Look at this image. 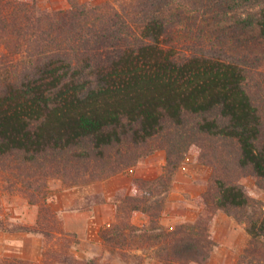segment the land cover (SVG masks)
<instances>
[{
    "label": "trees",
    "instance_id": "obj_1",
    "mask_svg": "<svg viewBox=\"0 0 264 264\" xmlns=\"http://www.w3.org/2000/svg\"><path fill=\"white\" fill-rule=\"evenodd\" d=\"M0 0V180L39 206L33 225L0 218L7 232L40 233V262L79 259V242L47 203L50 178L67 186L102 181L159 149L161 176L117 192V219L100 235L109 259L143 264H207L217 211L244 225L249 240L236 264H264V0ZM213 167L203 210L173 228L160 218L187 152ZM137 213L148 223H133Z\"/></svg>",
    "mask_w": 264,
    "mask_h": 264
},
{
    "label": "crops",
    "instance_id": "obj_2",
    "mask_svg": "<svg viewBox=\"0 0 264 264\" xmlns=\"http://www.w3.org/2000/svg\"><path fill=\"white\" fill-rule=\"evenodd\" d=\"M161 162L164 164V159ZM151 172L149 169H129L128 173L116 174L102 181L73 187H64L59 179L49 180L50 195L48 203L62 221L63 228L77 234L79 242L72 247V252L77 258L102 257L103 260L108 259L110 264H133L127 263L119 257L109 259V252L103 245L100 230L103 226L111 225L117 219V203L115 200L117 192L125 190L129 194L132 191L130 177L126 176L150 177L154 175ZM155 172L160 173L159 169H156ZM191 178L192 180L195 179V177ZM188 185V181H180L178 177L174 180L161 213L160 222L162 225L173 228L178 223L192 221L202 210V204L199 202L193 205L190 198H197L204 190V185L202 182L199 183V188L195 187L196 190H190ZM0 211H2L0 217L6 218L10 222L28 225L35 224L39 216V206L37 204H31L17 195L5 196L0 201ZM221 220L226 224H230L228 233L231 236L235 221L225 213L221 211L215 213L211 226L214 229L215 224L221 222ZM133 223L142 226L148 223V219L144 214L137 213L133 217ZM214 237L216 238L217 235L214 234ZM241 237H244L243 239L247 242L248 235L245 231H243ZM219 241L217 240V242ZM245 242L244 244L239 243L238 248L237 244L232 241L230 243L232 254L236 250H242ZM216 247L207 264L214 262L213 258L217 252ZM43 248L44 237L40 233L7 232L0 229L1 257H17L26 261L40 262ZM135 252L144 254L143 264H162L160 261L142 253V250H136Z\"/></svg>",
    "mask_w": 264,
    "mask_h": 264
},
{
    "label": "rangeland",
    "instance_id": "obj_3",
    "mask_svg": "<svg viewBox=\"0 0 264 264\" xmlns=\"http://www.w3.org/2000/svg\"><path fill=\"white\" fill-rule=\"evenodd\" d=\"M106 1H114V0H79V2L90 3V4H101V3L106 2ZM39 2L43 7H46L48 9H58V8H65V7L69 6V3L67 0H39ZM1 51H2V49H0V52ZM198 153H199V149L195 146H193L187 152L184 160L180 164V167L178 168V170L173 175V179H172L170 188L167 191V195H166L167 197L165 200V204H166L169 192L171 191V188L173 186V182L175 179H177V177L180 179V181H184V180L188 181L189 182L188 187L190 190H196L195 187L199 188V183H201V182L204 185V190L202 191V193L207 189L209 179L213 173V167L211 165H207V164H203V163L199 162L197 159ZM163 159L165 161L164 164H162V162H161V160H163ZM165 165H166V152L164 149H159V150H157V151H155V152H153V153H151L145 157H142L141 159H139V161L135 165L127 168L126 170H124L120 173H128L129 169H134V170H136V169L137 170L149 169L152 171L151 172L152 174L154 173V175H151L150 177H144V176L132 177V176L127 175L126 177H128V178L130 177L129 179H130V182H131L132 188H133V183L135 182V180H138V179L153 180V179H156L157 177L161 176L164 172ZM156 169H159L160 173L157 174L155 172ZM120 173H118V174H120ZM191 177H195V179L192 180ZM51 179H59L63 183V181L60 178H50L49 180H51ZM49 180H48V182H49ZM48 182H47V189H48L49 195H50ZM240 182L248 187V189L252 192V195L254 196V198H256L257 200H260L264 203V189H261L257 186L255 178L253 176H251V175L244 176L240 179ZM86 185H88V184H86ZM63 186L64 187H73V186H81V185L67 186L63 183ZM122 191H124V193L128 194L125 190H119L118 192H122ZM131 193H132V191H131ZM131 193H129V194H131ZM10 195H17V196L25 199L26 201H28L25 197L21 196L19 193H11L8 190H6L3 186V182L0 180V201H2V199L5 198V196H10ZM199 196L197 198H194V199L190 198V200L193 201V203H192L193 205H195L196 203H199V202L202 204V202L199 199ZM47 203H48V199H47ZM48 205H49V203H48ZM202 206H203V204H202ZM202 210H203V208H202ZM202 210L197 214L196 218L199 216V214L202 212ZM1 213H2V211H0V214ZM225 215H227V214L225 213ZM227 216L230 217V219L235 221L234 222L235 223L234 228H232V230H231V232H232L231 236L228 233V230L230 229V224L224 223L223 220H221V222H217L215 224L214 229L212 226L210 227V231H211V234L213 235V237H214V234L217 235V237L216 238L214 237V239H215L216 244H217L216 246H218V247H216L217 252L213 258L214 262L212 264H236L240 254L243 252V249L249 240V235L246 232L244 225L242 223H240L239 221H237L236 219H234V217H232L230 215H227ZM0 218L7 220L6 218H3V217H0ZM194 220H192V221H194ZM7 221H9V220H7ZM192 221H189V222H192ZM12 223H15V222H12ZM182 223H185V222H182ZM178 224H180V223H178ZM178 224H176V225H178ZM243 231H245V233L248 235L247 242H245V240L243 239L244 237H241ZM216 239L220 240V241L217 242ZM232 241H234L237 244L238 248H239V243H241V242H242V244H244V242H245V246L243 247L242 250H236V252L235 253L233 252L234 254H232L231 245H230V243ZM224 254H226V256H224ZM1 258H5V257L0 256V259ZM189 264H195V263H189Z\"/></svg>",
    "mask_w": 264,
    "mask_h": 264
}]
</instances>
